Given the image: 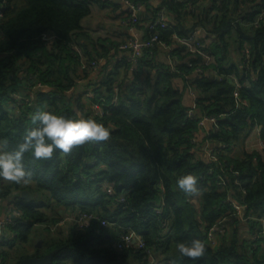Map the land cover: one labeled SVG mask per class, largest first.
I'll return each instance as SVG.
<instances>
[{"label":"trees","instance_id":"16d2710c","mask_svg":"<svg viewBox=\"0 0 264 264\" xmlns=\"http://www.w3.org/2000/svg\"><path fill=\"white\" fill-rule=\"evenodd\" d=\"M130 1L145 5L151 13L148 24L165 10L168 27L147 28L145 37L158 35L170 47L175 65L157 61L160 46L145 51L134 72L125 59L116 58V73L92 86L91 100L68 92L76 89L80 72L89 74L81 61L105 60L107 66L116 57L112 51L118 52L121 43L93 40L82 25L93 6H104L107 0H0V144L15 149L25 130L37 126L31 117L38 110L68 118H77L78 111L111 126L110 140L85 144L67 155L57 150L44 161L25 153L24 167L32 174L26 184L0 180V214L6 201L23 214L8 228L13 239L0 240L1 264L51 253L52 264H147L144 251L117 249L129 231L141 236L161 264H264V236H259L264 158L246 150L239 159L228 155L256 126L264 141V0ZM197 29L201 33L193 34ZM44 35L53 38L43 40ZM174 35L193 37L194 50ZM120 68L133 79L118 80ZM176 79L183 80V90ZM188 85L198 93L193 108L183 103ZM117 87L118 101L112 105ZM100 100L106 101L102 118L92 110ZM204 117L216 119L203 144L209 141L220 165L199 155L202 146L194 138ZM188 174L197 177L196 197L177 186ZM106 184L113 185L114 195ZM25 191L30 200L21 197ZM234 203L247 208L249 242L240 237L244 224ZM83 215L96 218L81 225L77 220ZM63 216L69 222L67 232L47 235L52 238L44 242L43 251L25 250L36 227H58ZM101 220L115 225L102 227ZM194 239L205 243V256L181 257L177 243Z\"/></svg>","mask_w":264,"mask_h":264},{"label":"built area","instance_id":"2783aa9c","mask_svg":"<svg viewBox=\"0 0 264 264\" xmlns=\"http://www.w3.org/2000/svg\"><path fill=\"white\" fill-rule=\"evenodd\" d=\"M124 5H126L128 8L132 9L134 11V14H129L127 15L123 22H122V27L124 28V31L128 34L126 39L121 43L119 47V51L121 53V58L120 59H125V61L131 66L130 71L134 72L137 70L139 62L141 58L144 56V52L147 50L152 49L155 46H160L166 48L167 46L160 42L158 35L156 34H151L146 37H142L139 33V26L141 25V17L139 18L136 14L137 13H143L146 11V7L142 3H134L130 0H122ZM263 14H260L258 19L255 21L254 26L258 27ZM2 18V13L0 12V19ZM170 21V18L166 15L165 10H160L156 13V19L154 22H151L148 24V29L149 32L155 30L156 27H162L166 28L168 27V22ZM198 32L201 30L198 29ZM196 32V33H198ZM197 35V34H196ZM43 40H52L53 37H47L44 35ZM174 39L177 40L181 45L189 47L191 50H194L195 48V40L193 37L190 38H178V36L174 35ZM197 51V50H195ZM77 52L79 55H81V52L79 49H77ZM101 64L102 62L99 61H91V62H85L81 61V68L88 73H99L101 69ZM200 72L199 70H196ZM237 88H241L242 84L239 82L236 83ZM73 92H76L74 89L70 90L68 94H71ZM118 92L119 89L118 87L115 88V97L112 100V105H116L118 101ZM237 95V94H236ZM84 99H93L95 97L94 93V88L90 87L88 88L84 93H83ZM15 98L19 101L23 99L20 95H15ZM28 101V100H26ZM105 102L104 100H100L99 103H96L92 106V110L94 112V115L102 118L104 115H106V110H105ZM205 122L209 123H216V119L214 117L212 118H207L204 117L200 120L199 122V129L202 127ZM261 128L259 126H256L255 128L252 129V131L249 133L248 138L245 141V146L247 147L249 152H259L260 154L263 155L264 158V141L261 138L260 134ZM195 142H199L198 139V133L195 135ZM203 152L207 156V160L212 163H218L219 162V155L218 153L213 149L212 145L209 143V141L204 142L203 146ZM107 192L110 195H114V187L111 184H106ZM120 202H125V198L122 197L120 198ZM233 209L237 213L238 216H240L241 220L247 221L250 218H245V210L247 209L246 206H242L239 204L234 203L233 204ZM158 211V210H157ZM160 211H158L159 213ZM22 212L16 207L14 203H11L8 207V212L7 214L0 218V233H5L8 231L9 227H13L16 225V221L22 217ZM96 217L93 216H87L83 215L81 216L77 222L80 223L81 225H89L93 220H95ZM100 224L102 227H108L112 226L115 224H111L107 220H101ZM261 225H262V232L260 233L259 236H264V219L261 220ZM221 229L224 230V227L222 226ZM213 232H220V228H214ZM258 236L254 237L255 239ZM116 247L119 251H124V250H130V249H136L138 251H144L146 253L147 258H148V263L147 264H161L158 260H156L153 251L151 249L146 248V244L142 240L141 236H139L137 233L134 231H129L127 234L123 235L121 239L116 243ZM1 262V258H0Z\"/></svg>","mask_w":264,"mask_h":264},{"label":"clouds","instance_id":"9594fccd","mask_svg":"<svg viewBox=\"0 0 264 264\" xmlns=\"http://www.w3.org/2000/svg\"><path fill=\"white\" fill-rule=\"evenodd\" d=\"M75 116L77 118H68L48 111H36L31 120L37 126L25 130L22 142L15 149L8 150L6 143L0 144V180L14 185L29 182L32 174L24 167L25 153H30L34 159L47 161L57 150L67 155L74 148L111 139V126L85 118L78 111ZM197 183V177L192 174L177 180L178 188L190 197L200 194ZM176 250L181 257L192 260L201 259L207 251L205 243L199 239L179 242Z\"/></svg>","mask_w":264,"mask_h":264},{"label":"crops","instance_id":"0c3cea01","mask_svg":"<svg viewBox=\"0 0 264 264\" xmlns=\"http://www.w3.org/2000/svg\"><path fill=\"white\" fill-rule=\"evenodd\" d=\"M151 1H152V4L154 5L159 4V2L157 1H154V0H151ZM182 1H186V0H182ZM127 8L128 7L124 5L122 1L119 3V2H116V0H107V4L104 6H100L96 4L92 8V14L83 21L82 25L89 32L93 40H97L98 38H103V39H109L113 42H117L120 44L128 36V34L124 31V28L122 27V22L124 18L130 14ZM148 13L151 14L147 10L143 12L145 16L141 18L142 23L138 28L139 33L140 35H142L143 38L145 37V30L148 27V19L150 17ZM197 30L194 31L193 34L201 33V31L198 32ZM159 48H160L159 53L156 56L157 61H159L160 63L168 64V65H175L174 59H172L169 56L170 52L168 49H170V47H166V48L159 47ZM232 53H233L232 62L236 63L237 55L234 52ZM112 54L116 55V57L110 63H108L107 66L105 65L107 63L104 60L102 63L103 68L99 71V73L97 74L89 73L88 75H85L83 74V72H80V75L82 76V78L76 80L77 86H76L75 91L77 95L78 94L83 95V93L89 87H92V86L95 88L98 87V85H101L102 81L104 80L107 74H109L112 71L113 72L115 71L114 67L117 64L115 59L116 58L120 59L121 53L118 49V52H115L113 50ZM117 71H118V76H117L118 80L125 81L126 83H128L134 77L133 74L130 71L128 73L125 68H120ZM114 73H116V71ZM155 74H156V70L153 71L152 77L155 76ZM174 82L178 88H180L181 90L184 89V82L182 79H176ZM197 95L198 93H196V91L188 85V87L185 88L184 90V97H183L184 105L188 108L195 107ZM213 129H214V124L205 122V124L202 127H200L198 131V139L202 146V149L199 155L200 157L204 158L206 161L208 160H207V156L203 152V146H204L203 141L205 140L209 132H211V130ZM244 150L248 151L247 147L245 146V143L242 142L240 146H237L236 148H234L232 151L228 153V155L231 158L239 159L242 156V153L244 152ZM11 203L13 202H9V201L4 202L3 209L0 214V218L4 217L7 214L8 207ZM60 214L62 213L60 212ZM242 223L244 225L241 226L242 231L240 230V237L243 241L249 242V240H251L252 237L249 231H247V221L241 220V224ZM38 232H41V231H38ZM63 232L64 233L67 232V229L63 230ZM9 236H10V240H12L13 239L12 234L9 232V230L6 231L4 234L0 233V240H3L4 237L8 238ZM52 237L43 235L42 237H40L41 239L39 238V240L35 244L33 243L34 241L31 239V242L25 246V250L30 254L35 253L37 250L43 251L46 248V246L44 245V242L48 238H52ZM262 250H264V245L262 246ZM1 262H2V259H1Z\"/></svg>","mask_w":264,"mask_h":264},{"label":"water","instance_id":"95a60500","mask_svg":"<svg viewBox=\"0 0 264 264\" xmlns=\"http://www.w3.org/2000/svg\"><path fill=\"white\" fill-rule=\"evenodd\" d=\"M122 0H116V2H121ZM130 14H134V11L130 8H127ZM139 18L144 17L145 14L143 13H137L136 14ZM21 197L25 200H30L31 196L29 195L28 192H22L21 193ZM62 213V211H61ZM55 255V253H51L48 254L47 256H45L44 258H29V259H25L23 260L20 264H52L53 263V256Z\"/></svg>","mask_w":264,"mask_h":264},{"label":"rangeland","instance_id":"374dc122","mask_svg":"<svg viewBox=\"0 0 264 264\" xmlns=\"http://www.w3.org/2000/svg\"><path fill=\"white\" fill-rule=\"evenodd\" d=\"M197 72V71H196ZM66 216H63V220H61V223L60 225L57 227H52L50 229H45L43 227H36L34 232L32 233V240L34 241L33 243H37V241L39 240L40 237H42L43 235H52V236H55V234H57L58 232H62L63 229L66 230L68 229V225H69V222L66 223V221L64 220ZM38 231H41V232H38ZM45 233V234H44ZM41 239V238H40Z\"/></svg>","mask_w":264,"mask_h":264}]
</instances>
